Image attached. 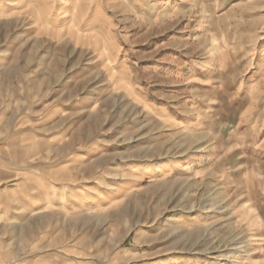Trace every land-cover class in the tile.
<instances>
[{
	"label": "rangeland",
	"instance_id": "obj_1",
	"mask_svg": "<svg viewBox=\"0 0 264 264\" xmlns=\"http://www.w3.org/2000/svg\"><path fill=\"white\" fill-rule=\"evenodd\" d=\"M0 264H264V0H0Z\"/></svg>",
	"mask_w": 264,
	"mask_h": 264
},
{
	"label": "bare ground",
	"instance_id": "obj_2",
	"mask_svg": "<svg viewBox=\"0 0 264 264\" xmlns=\"http://www.w3.org/2000/svg\"><path fill=\"white\" fill-rule=\"evenodd\" d=\"M65 1H68V0H65ZM66 13H67V11H66ZM66 15H67V14H66ZM43 204H44V200H43V199L37 201V205L41 206V205H43ZM222 205H223V204H222ZM222 205L220 204V201H219V203L215 205L214 212L217 213ZM220 211H221V210H220ZM175 221H176V218H175V217H169V222H170V223H171V222L174 223ZM170 223H168V224H166V225H170ZM241 248H242V247H241Z\"/></svg>",
	"mask_w": 264,
	"mask_h": 264
}]
</instances>
